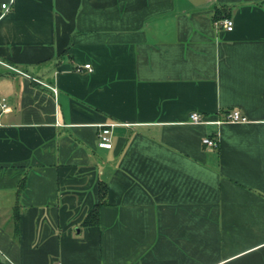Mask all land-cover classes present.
Masks as SVG:
<instances>
[{
	"label": "crops",
	"instance_id": "0c3cea01",
	"mask_svg": "<svg viewBox=\"0 0 264 264\" xmlns=\"http://www.w3.org/2000/svg\"><path fill=\"white\" fill-rule=\"evenodd\" d=\"M0 100V264H264V0H0Z\"/></svg>",
	"mask_w": 264,
	"mask_h": 264
},
{
	"label": "built area",
	"instance_id": "2783aa9c",
	"mask_svg": "<svg viewBox=\"0 0 264 264\" xmlns=\"http://www.w3.org/2000/svg\"><path fill=\"white\" fill-rule=\"evenodd\" d=\"M3 7L6 10L10 9L9 4L4 3ZM224 26L228 29V30H232L233 26H234V22L231 18H225L223 20ZM86 68H90V64H86L85 65ZM23 73V72H22ZM26 76L30 77V75L24 73ZM35 81H38L37 79L34 78ZM8 104L5 100H0V112H3L7 109ZM191 120H193L194 122H207V120L204 118V116H202L200 113L197 112H193L190 115ZM225 120H230V121H246L247 117L244 116L240 110L238 109H234L231 112H228V114L226 115ZM218 123L222 122V120H218ZM110 132L111 129L109 127H103L101 129V131L99 132V146L101 147H106V148H111L112 147V140H111V136H110ZM203 143L205 144V146L209 149L211 148H216L219 145V142L217 139L213 138V137H209V136H205L203 138ZM56 264H60V262H56Z\"/></svg>",
	"mask_w": 264,
	"mask_h": 264
},
{
	"label": "trees",
	"instance_id": "16d2710c",
	"mask_svg": "<svg viewBox=\"0 0 264 264\" xmlns=\"http://www.w3.org/2000/svg\"><path fill=\"white\" fill-rule=\"evenodd\" d=\"M22 185H24V184L22 183ZM105 190H106V187L105 186L101 187V196L104 195ZM100 204L95 205V207L90 211V213L87 216V219L85 220V224H95V223L98 222V216H99V211H100ZM16 213L18 215V211Z\"/></svg>",
	"mask_w": 264,
	"mask_h": 264
}]
</instances>
